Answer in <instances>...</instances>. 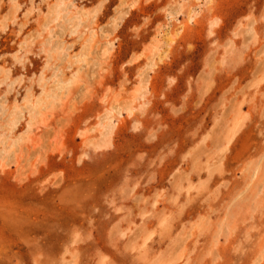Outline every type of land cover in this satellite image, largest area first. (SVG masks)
Instances as JSON below:
<instances>
[{
	"label": "rangeland",
	"instance_id": "obj_1",
	"mask_svg": "<svg viewBox=\"0 0 264 264\" xmlns=\"http://www.w3.org/2000/svg\"><path fill=\"white\" fill-rule=\"evenodd\" d=\"M0 254L264 264V0H0Z\"/></svg>",
	"mask_w": 264,
	"mask_h": 264
},
{
	"label": "bare ground",
	"instance_id": "obj_2",
	"mask_svg": "<svg viewBox=\"0 0 264 264\" xmlns=\"http://www.w3.org/2000/svg\"><path fill=\"white\" fill-rule=\"evenodd\" d=\"M135 3V2H134ZM46 103V102H45ZM40 109V108H39ZM13 121V120H12ZM14 122V121H13ZM13 122H11V123H13ZM145 242V241H144ZM144 244V243H143ZM1 255V254H0ZM3 259H4V257H3ZM6 259V258H5ZM103 260V259H102ZM6 261V260H5ZM9 261H11V260H9ZM9 261L6 263V264H8L9 263ZM16 264V263H15Z\"/></svg>",
	"mask_w": 264,
	"mask_h": 264
}]
</instances>
